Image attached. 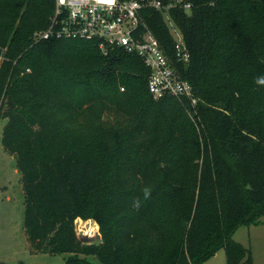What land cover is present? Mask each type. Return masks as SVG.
Listing matches in <instances>:
<instances>
[{
	"label": "trees",
	"instance_id": "trees-1",
	"mask_svg": "<svg viewBox=\"0 0 264 264\" xmlns=\"http://www.w3.org/2000/svg\"><path fill=\"white\" fill-rule=\"evenodd\" d=\"M192 2L171 12L188 62L162 13L144 14L194 107L155 98L135 54L33 39L55 0H0L2 145L20 173L32 253L203 264L224 249L228 264H253L234 235L264 216V0ZM77 219L97 222L101 240L82 243Z\"/></svg>",
	"mask_w": 264,
	"mask_h": 264
},
{
	"label": "built area",
	"instance_id": "built-area-1",
	"mask_svg": "<svg viewBox=\"0 0 264 264\" xmlns=\"http://www.w3.org/2000/svg\"><path fill=\"white\" fill-rule=\"evenodd\" d=\"M192 8V0H55L49 26L35 32L33 39L56 37L93 41L103 55L116 48L135 54L149 68L148 87L155 98L172 95L187 99L194 107L198 99L192 85L180 77L146 24L144 14L145 9L162 13L175 41V58L188 62L189 50L171 12L190 13Z\"/></svg>",
	"mask_w": 264,
	"mask_h": 264
},
{
	"label": "rangeland",
	"instance_id": "rangeland-1",
	"mask_svg": "<svg viewBox=\"0 0 264 264\" xmlns=\"http://www.w3.org/2000/svg\"><path fill=\"white\" fill-rule=\"evenodd\" d=\"M5 124L6 119L0 118V264H16V261L4 258H6L5 255L11 250H15L14 253H16L19 248L18 245H21L23 241L20 234L16 233V236L13 237H10L8 234H10V230L21 233L23 229L24 195L15 158L6 152L2 145V134ZM11 223L14 225V228ZM92 223L97 222L94 220L85 221L77 219L75 226L81 230L78 231L79 234H82V231L90 233L92 231L90 229H93L91 228ZM18 227H20V231ZM257 228H255L254 232L253 227L242 226L235 233L234 239L250 248L253 264H264V225ZM92 260L97 261L93 257ZM203 264H228L225 250H219L218 253Z\"/></svg>",
	"mask_w": 264,
	"mask_h": 264
},
{
	"label": "crops",
	"instance_id": "crops-1",
	"mask_svg": "<svg viewBox=\"0 0 264 264\" xmlns=\"http://www.w3.org/2000/svg\"><path fill=\"white\" fill-rule=\"evenodd\" d=\"M20 182H21V179H20ZM263 218H264V216L262 217L260 224L251 225V227L254 228L253 229L254 232H255V228L258 229L257 228L258 226L264 225ZM11 225L14 228V225L12 223H11ZM97 228H98V224H97ZM18 230L20 231V227H18ZM16 233L20 234V237H21V239H23V241L21 242V245H18L19 248L17 249L16 253H14L15 250H11L8 254L5 255L6 258H4V259L16 261L15 262L16 264H66L65 263V260L67 257L66 254L55 255V254H48V253H32L30 243L28 241L24 227L21 230V233L20 232L18 233V231L15 232L13 230H10V234H8V235H10V237H13V236H16ZM240 243L243 244L242 242H240ZM56 256H60V257H56Z\"/></svg>",
	"mask_w": 264,
	"mask_h": 264
},
{
	"label": "water",
	"instance_id": "water-1",
	"mask_svg": "<svg viewBox=\"0 0 264 264\" xmlns=\"http://www.w3.org/2000/svg\"><path fill=\"white\" fill-rule=\"evenodd\" d=\"M90 230H92L90 233L88 231H82V234H79L78 231H81V230L78 227H76L78 238L80 239L82 243H94V242H98L101 240L102 236H101V233L99 232V228L94 229V230L90 229Z\"/></svg>",
	"mask_w": 264,
	"mask_h": 264
},
{
	"label": "clouds",
	"instance_id": "clouds-1",
	"mask_svg": "<svg viewBox=\"0 0 264 264\" xmlns=\"http://www.w3.org/2000/svg\"><path fill=\"white\" fill-rule=\"evenodd\" d=\"M257 83L264 84V77L258 78Z\"/></svg>",
	"mask_w": 264,
	"mask_h": 264
}]
</instances>
